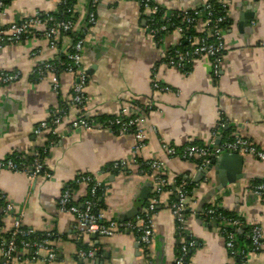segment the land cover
<instances>
[{"label":"crops","instance_id":"1","mask_svg":"<svg viewBox=\"0 0 264 264\" xmlns=\"http://www.w3.org/2000/svg\"><path fill=\"white\" fill-rule=\"evenodd\" d=\"M155 1L168 11L195 9L205 2ZM227 1L225 51L221 73L216 77L207 57L197 58L188 71L169 65L167 56L180 37L174 31L166 35L163 43L158 42L147 28L148 13L142 11L138 1L101 0L96 9L97 22L85 33L82 54V69L88 76L87 103L70 111L52 141L50 131L34 134L33 128L48 117L52 108L69 99L74 76L61 73L58 94L52 86V73L38 78L34 71L63 59L72 39L64 38L54 48L40 35L0 44V71L20 76L10 84L0 83V160L14 152L31 154L34 148L53 142L45 160L50 177L32 179L23 171L0 170V191L12 206L1 231L13 229L20 220L33 230L55 233L51 243L57 248L55 260L25 264H149V259L154 264H176L181 239L171 210V188L158 195V204L151 213L154 235L147 253L134 232L120 229L94 239L92 234L76 228L73 213L59 209L64 185L90 172L106 187L102 199L105 220H123L139 205L142 207L137 215L143 213L155 194L154 172H140L134 159L157 160L164 176L182 177L193 184L187 197L186 229L195 246L187 264H239L221 233L228 223L213 221L201 210L206 205L219 206L240 216L246 226L264 229V198L253 190L258 181H264V161L239 153L244 159L242 177L219 188L221 169L213 165L204 173L196 162L167 152L169 146L182 148L213 141L218 144L228 136L246 138L264 152V0ZM59 3L60 0H11L0 7V26L39 11H55ZM87 3L78 0L80 19L75 31H80L85 21ZM156 82L171 90L156 89ZM120 113L139 114L144 119V146L137 152L134 147L138 139L133 133L70 127L79 115L100 118ZM116 160H126L128 170L104 171ZM84 192L83 184L79 194ZM82 243L89 248L98 245L95 257L78 256ZM262 245V252H247L246 264H264V237Z\"/></svg>","mask_w":264,"mask_h":264},{"label":"built area","instance_id":"2","mask_svg":"<svg viewBox=\"0 0 264 264\" xmlns=\"http://www.w3.org/2000/svg\"><path fill=\"white\" fill-rule=\"evenodd\" d=\"M140 5L144 6L147 15V28L149 32L158 40L163 43L166 35L163 33L167 30V24H161L157 26L154 18V13L158 10V6L150 5L151 0H136ZM223 4L226 15L214 16L212 11V5L210 2H206L204 9L207 10L206 17L202 16V11L199 8H195V14L190 15L188 10H184L185 21L189 26L194 25L198 30L205 33L204 36H194L186 34L184 26H176V34L179 35L181 43L182 39H185L190 43V48L184 49L176 47L172 53L167 56V63L171 66L177 67L182 70H189L191 64L200 57H207L211 61L212 73L214 76H219L222 68V58L225 51L224 45V30L225 28L221 24L229 17V4L227 0H220ZM5 0H0V7H3ZM101 0H93V6H98ZM159 5V4H158ZM77 10V5L74 7ZM97 22V16L95 11L90 12L89 23L95 24ZM77 22L72 20L56 19L53 16L48 15V12H36L32 16H27L18 22H14L7 26L0 27V44L4 43H16L29 38L34 35H40L43 38L49 40L50 47L54 48L64 38H70V32H73L76 28ZM213 39V42H209V39ZM85 43V35L79 38L77 41L71 44L69 51L66 54L67 60H60L59 63L52 62L46 63L34 71L38 78H42L44 73H52V86L53 89L60 94L61 83L60 73L69 72L74 76V83L71 89V95L65 104L58 105L51 109L48 117L42 120L40 123L34 126L33 133L40 134L44 131H50L56 133V129L63 123L65 118L69 115L73 108L81 109L87 103V95L85 93V86L88 80L86 72L82 69V54ZM178 44V45H179ZM65 68V69H64ZM62 70V71H61ZM19 74L0 71V83L10 84L19 79ZM154 87L159 90L169 91L168 86H163L158 82L154 83ZM144 119L141 115L136 116L125 115L120 113L113 118H109L104 121H99L95 116L79 115L77 118L71 121L70 127L73 129H85L92 130L95 128H106L111 131H116L118 134H127L133 127H136L134 136L138 139L137 145L134 147V151H139L144 146ZM48 146H43L42 149H34L32 154L34 161L31 166L21 167L17 162L12 159L0 160V170L7 168L14 171H23L32 179L39 176L41 171H44L45 177H50L51 174L45 169V160L48 157ZM167 152L172 156L182 157L187 160L196 162L199 170H206L213 162L215 157L220 156L225 152L229 153H242L251 154L262 161H264V152L260 150L250 140L240 136H228L220 144H216L215 141L208 144L190 143L182 148H176L173 146L167 147ZM134 163L138 165L139 171L142 173L154 172L155 178V194L152 201L149 203L147 209L137 215L133 219L128 220H105L102 208L98 207L94 199L86 200L82 207L77 205H70L72 200L76 199V196L70 191L63 192L59 199V209L61 211L71 212L76 216V228L83 233L96 234L99 236H110L117 230L129 229L137 231V239L141 248L149 251V247L153 240V226L151 213L155 210L158 204V195L168 186L175 183V179H170L164 176L162 172V164L157 160H147L144 162L134 159ZM115 168L128 169V162L126 160L114 161ZM97 181L92 188V196L96 195V189L101 185L96 175H88L82 178L81 183L85 184L87 181ZM79 181V180H78ZM255 194L264 198V183L255 185L253 187ZM175 193L177 199L172 201L171 210L176 218L177 233L181 239L180 255L176 259V264H185L186 256L190 250L195 246V240L190 237L186 229V214L188 208L187 194L185 190L176 185ZM85 194V192L83 193ZM4 195L0 191V199ZM219 206H212L206 209L203 214L213 221L225 220L230 224L237 227L240 232H244L245 222L241 218H227L222 217L217 211ZM12 210V206L8 203L5 208L0 207V228L3 227V220L5 216ZM103 220L106 222L104 223ZM21 221L17 220L14 225L13 235L10 240L3 239L0 242V251L3 257L2 264H25L36 260L53 261L57 256V248H55L51 242L47 240L42 242H30L28 240H22L21 244L23 248L20 249L15 240V235L21 234L26 237L33 233V230H22ZM221 233L226 238L227 247L234 257L236 254L235 241L236 233L230 232L227 229H222ZM247 236L252 240L253 252H262L263 245L262 239L264 237V229L261 226H252L251 233ZM35 248L34 253L26 256V253L30 248ZM98 249L93 246L87 250H80L78 256L81 258H93L97 254ZM45 255H42V253ZM149 264H154L149 259ZM242 264H246L244 260Z\"/></svg>","mask_w":264,"mask_h":264},{"label":"trees","instance_id":"3","mask_svg":"<svg viewBox=\"0 0 264 264\" xmlns=\"http://www.w3.org/2000/svg\"><path fill=\"white\" fill-rule=\"evenodd\" d=\"M11 0H5L4 4L6 5L8 2H10ZM140 1V0H139ZM87 11H86V18L85 21L81 24L80 26V31H73L70 32V38L72 39L73 42L77 41L79 38H81L82 36L85 35V33H87L88 29L93 26V24L89 23V15L90 12L95 11V13L97 12V6H93V0H87ZM206 2H210L212 5V11H213V15L214 16H221V15H226V12L224 11L223 8V4L220 0H205L204 4L201 7H198L199 10L202 11V16L206 17L207 15V10L204 9L205 3ZM78 0H60L59 6L57 8V10L55 11H50L48 12V15L53 16L56 19H63V20H72L74 22H78V20L80 19V14L78 11H75V6L77 5ZM4 5V6H5ZM150 5L152 6H158V10L154 13V18L156 20L157 26L161 25V24H167V30H165L163 33L165 35L171 34L176 30V26L180 25V26H184L185 27V31L186 34L188 35H194V36H204L205 33L203 31L198 30L197 27H195L194 25L189 26L186 21H185V15L183 14V11L181 10H172V11H168L166 10V8H164L163 6H161L160 4L158 5V3L155 0H151ZM3 6V7H4ZM142 11H145L144 6H141ZM188 13L190 15H194L195 14V10L190 9L188 10ZM97 16V13H96ZM229 22V17L221 24L222 27H226L227 23ZM1 27V26H0ZM213 42V39H209V42ZM176 47H181L184 49L190 48V43H188L187 41H185V39L181 40V43L177 46H175L174 48H172L169 53H172L174 49H176ZM61 60H67L66 55L63 57V59ZM56 63H59V61H57ZM65 69V68H64ZM62 71V70H61ZM63 73V72H61ZM61 73L59 75H61ZM61 104H65V102H61ZM60 104V105H61ZM137 114L131 115V116H136ZM114 118L115 115H111V116H107V117H96L99 121H104L107 120L109 118ZM136 127H133L128 133H134ZM116 132V131H114ZM117 133V132H116ZM51 139L50 141H52V139H54L56 137V133H51L50 135ZM51 143L44 145V146H48L50 145L51 147ZM43 146H38L34 149H42ZM177 148V147H176ZM33 149V150H34ZM179 149V148H178ZM48 155L50 153V148H48ZM6 160L8 159H12L13 161L17 162L21 167L24 166H31V164L34 161V156L33 154H29V153H20V152H14L12 155L8 156L7 158H5ZM141 162H144L141 159H138ZM45 163V169L50 173L51 171L48 169L46 162ZM124 169L122 168H115L114 167V162H112L111 164H109L107 167L104 168V171H113V172H120L123 171ZM128 170V169H127ZM88 175H92L94 176L93 173L90 172H86L83 174H79L78 176H76L73 180L67 182L64 185V188L62 190V193L65 192L66 190H70L75 196L76 199L72 200V202L70 203V205L74 204L77 205L79 207H82L84 202L86 200H91L94 199L98 205V207L103 208V197L104 194L106 192V187L103 183H101L100 186L97 187L96 189V195L93 197L92 196V188L93 186L96 184L97 181L94 180V177L92 178L91 181H87L84 185H85V194L82 193V195H80V189L81 186L83 185L81 183L82 178ZM39 176H44V171H41L39 173ZM79 180V181H78ZM261 183H264V181H258L255 185H259ZM176 185L181 186L187 196L192 192L193 190V184L188 183L187 181L183 180L182 177H177L175 178V183L168 186L167 189H172L173 190V194H172V201L176 200V193H175V187ZM2 194L4 195V197H2V199H0V207L5 208V206L9 203L7 201V198L5 196V194L2 192ZM59 204V203H58ZM212 207V205H206L202 210H201V214L203 215V212ZM217 211L221 214L222 217H227V218H240V216L234 214V212H229L226 211L225 209L222 208H218ZM187 212V211H186ZM221 222H226L225 220H219ZM218 221V222H219ZM104 223H106L103 220ZM228 224L226 225L225 229H227L230 232H234L236 233V241H235V249H236V254L234 255V257L236 258V260L238 261L239 264H242L243 261L246 259V254L248 251H251L253 249V244H252V240L247 236V234L251 233L252 230V226H245L244 227V232H240L237 227H235L234 225L230 224L229 222H227ZM22 230H33L31 228H28L26 226H23V224H21L20 227ZM13 229L8 230V231H1L0 228V242L3 239H7L10 240L12 238L13 235ZM121 230H124L123 228H121ZM129 230V229H128ZM132 232H134L137 235V231L136 230H130ZM98 236V235H97ZM15 240L17 245H19L20 249L23 248V245L21 244L22 240H28L30 242H42L47 240V242H53L55 240V233L52 231H36L33 230V233L24 237L21 234L15 235ZM94 246H98L97 244ZM180 244L178 246V256L180 255ZM80 247L83 249L89 248L86 245L80 244ZM35 248H30L29 251L26 253V256L31 255L32 253H34ZM192 250V249H191ZM188 253V255L186 256V263H188V259H189V255L191 253ZM152 261V260H151ZM153 262V261H152ZM154 263V262H153Z\"/></svg>","mask_w":264,"mask_h":264},{"label":"water","instance_id":"4","mask_svg":"<svg viewBox=\"0 0 264 264\" xmlns=\"http://www.w3.org/2000/svg\"><path fill=\"white\" fill-rule=\"evenodd\" d=\"M213 165H215L217 169H221L220 171H218V174L220 175L219 188H222V186L227 185L229 182H234L236 179L242 177V168L244 165V159L243 156L240 155L239 153L225 152L220 156L215 157L209 168H211ZM209 168L205 170L204 173L208 172ZM225 170H228L230 172L226 174ZM141 207L142 206L139 205L138 207H135L129 212H127L123 220H128L136 216ZM97 237L98 236L96 234H92V238L96 239Z\"/></svg>","mask_w":264,"mask_h":264}]
</instances>
